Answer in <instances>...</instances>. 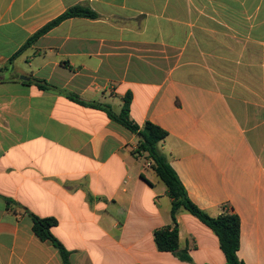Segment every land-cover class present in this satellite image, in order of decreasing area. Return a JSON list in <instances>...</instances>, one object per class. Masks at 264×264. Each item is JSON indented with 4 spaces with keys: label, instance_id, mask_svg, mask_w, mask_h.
<instances>
[{
    "label": "crops",
    "instance_id": "crops-1",
    "mask_svg": "<svg viewBox=\"0 0 264 264\" xmlns=\"http://www.w3.org/2000/svg\"><path fill=\"white\" fill-rule=\"evenodd\" d=\"M77 5L97 19H68L12 59ZM129 92L131 120L168 133L159 149L191 201L236 214L240 260L264 264V0H0V264H64L30 214L58 221L70 264H226L185 209L190 261L157 248L168 189L134 155L139 137L88 105L118 114Z\"/></svg>",
    "mask_w": 264,
    "mask_h": 264
},
{
    "label": "trees",
    "instance_id": "trees-1",
    "mask_svg": "<svg viewBox=\"0 0 264 264\" xmlns=\"http://www.w3.org/2000/svg\"><path fill=\"white\" fill-rule=\"evenodd\" d=\"M97 17L98 14L88 6H74L33 34L24 46L16 54H14L12 59L20 55L22 51L35 43L40 37L47 34L68 19H97ZM40 87L44 89L47 88L46 85ZM69 98L75 102L85 104L77 96L69 95ZM131 103L132 94L129 92L124 96L121 111L118 114L114 113L110 106L98 103H89L88 105L89 107L105 111L111 120L120 124L139 137V144L133 152L134 155L137 157L144 156L145 159H150L152 161L151 168L168 189V196L171 199L172 225L158 229L154 232V239L157 248L162 252L175 253L182 260L190 261V257L186 252H178L179 230L176 216L180 209H185L208 226L218 236L221 249L226 258V264H245L238 256L240 248V218L236 214L228 212L216 217L211 216L191 201L185 187L175 170L170 165L166 155L159 149V144L166 139L168 133L161 127L149 121H147L143 126L134 123L130 118ZM7 202L8 206L15 209L14 206L16 204L14 202L10 200ZM30 216L33 220L34 233L41 240L50 241L60 252L64 264H70V253L52 233V228L58 224V221L52 217L41 218L33 214H30Z\"/></svg>",
    "mask_w": 264,
    "mask_h": 264
},
{
    "label": "water",
    "instance_id": "water-1",
    "mask_svg": "<svg viewBox=\"0 0 264 264\" xmlns=\"http://www.w3.org/2000/svg\"><path fill=\"white\" fill-rule=\"evenodd\" d=\"M21 79H23V80H28V78H25V77H22Z\"/></svg>",
    "mask_w": 264,
    "mask_h": 264
}]
</instances>
